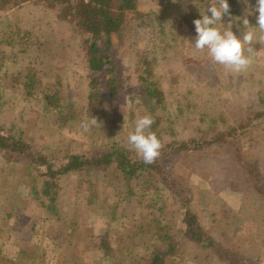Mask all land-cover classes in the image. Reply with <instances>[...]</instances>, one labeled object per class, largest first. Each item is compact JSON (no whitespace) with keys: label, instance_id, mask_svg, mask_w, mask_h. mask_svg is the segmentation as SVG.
Listing matches in <instances>:
<instances>
[{"label":"rangeland","instance_id":"rangeland-1","mask_svg":"<svg viewBox=\"0 0 264 264\" xmlns=\"http://www.w3.org/2000/svg\"><path fill=\"white\" fill-rule=\"evenodd\" d=\"M32 2L33 0L28 1L19 10L0 13V61L3 57L0 73L5 69L13 72L24 69L30 59L38 60L36 68L40 70L42 78L33 82V90L38 94H54L62 101L68 100L74 107L71 111L66 110L65 114L75 111L78 114L76 117L81 116L89 122L91 117L85 114L88 71L84 62L79 64L83 59L78 57L77 50L67 48L69 41L54 29L51 11L31 6ZM169 2L141 0L140 10H150L159 19L149 15L145 21H151V26L144 31L127 34L120 70L123 77L133 73L129 66L134 57L133 49L137 45L139 49L144 48L146 43L160 47L159 40L162 38L158 31L160 25H165L164 33L171 31L176 38V45L169 51V59L161 60L158 67L166 92H169L168 102L161 106L160 114L170 116L173 121L176 110L179 107L183 109V117L174 120L175 124H171L172 130L167 132L170 134L165 141L170 138L178 141L209 139L215 131L237 126L250 105L264 101V44L253 45L257 53L247 71L230 72L214 63L207 55V50L199 52L193 45L196 37L193 21L201 19V14L211 15L204 10L207 11L212 0ZM251 4L250 0L242 2L246 15L253 14ZM161 11L167 13L166 17L169 15L168 20ZM257 16L258 13L255 21ZM255 24L257 27V22ZM12 26L35 32L33 36L36 44L33 48L39 50L36 56L32 50L24 55L17 46H9L5 30ZM59 77L61 78L58 79ZM133 78L127 79L126 87L116 99L120 109L128 113L127 118L122 116L123 131L119 132L118 140L133 156L139 157L128 144V135L135 127L131 110L138 88ZM16 86L18 85L11 78L0 80V120L6 127L15 123L21 129L24 139L36 150L48 155H58L55 156V161L61 160V154L66 151H106L107 139L111 132H117L118 123L112 119L117 112L110 110L109 101L104 99V112L95 117L101 125L91 126L88 132L83 128L73 131L58 127L56 119L45 113L42 99H25L15 92ZM188 91L194 92V95H189L187 102L182 100V104H179L180 96ZM170 93L174 95L171 96ZM202 112L207 114L203 122L199 121ZM212 119L215 120L214 132L208 130ZM243 142L242 152L259 169L261 184L264 186V124L261 130L249 131ZM166 164L169 175L191 197V209L207 234L220 242L221 248H231L242 253L246 257V264H264V246L259 242L261 239L264 241V200L254 193L252 179L235 160L231 146L219 145L183 153L171 157ZM25 167L24 162L5 164L0 160V264L16 263L21 249L27 251L31 264H124L128 260L126 250V253H119L121 258L114 256L108 262L98 250L105 232L109 233L111 247L119 251L124 243H129L126 236L133 231L138 233L140 229L142 237L155 238L159 222L167 225L174 235L181 263L225 264L213 248L203 251L190 244L184 236L178 200L166 193L157 180H151L149 184H153V188L157 186L158 190L153 189L152 185H148L150 189L145 190L141 182L133 183L136 192L132 190L135 194L126 202L122 194L129 188L123 187V182L115 179L113 172H102L98 175L101 198L97 202L92 195V185L90 184L87 192L86 180L81 175L70 174L60 178L59 187L55 190L63 220L58 224L50 220L53 217H48L44 210L45 213L42 214L37 203L30 199L32 179L23 176ZM102 199L107 200L106 209L104 206L98 208ZM162 199H167L168 207L164 209L158 208ZM154 203L157 207L150 208V204ZM18 219L22 220V224L17 223ZM13 225H17V228ZM32 225H35L33 233H27ZM253 234L260 238H254ZM35 247L38 249L35 250ZM32 260L37 262L32 263Z\"/></svg>","mask_w":264,"mask_h":264},{"label":"trees","instance_id":"trees-1","mask_svg":"<svg viewBox=\"0 0 264 264\" xmlns=\"http://www.w3.org/2000/svg\"><path fill=\"white\" fill-rule=\"evenodd\" d=\"M28 1L30 0H0V13L5 14V12L19 10L27 5ZM164 1L168 3L170 0ZM244 1L228 0L231 19L225 16L224 21L218 22V27H220L221 31L227 30L228 24L231 23V30L234 34L238 37L242 36L245 31L242 19L246 15L245 12H247L244 11L246 9L242 5ZM250 1L253 6L251 9L253 14L247 15V18L250 26L255 27V16L257 13L254 8L256 7V0ZM140 4L141 0H33L31 6L43 7L51 11L54 19V29L60 32L61 37L69 41L67 48L77 50L76 54L83 59L79 64L84 62L89 79L88 93L85 100V114H89L90 117L101 115L104 112V101H109L110 110L117 112L112 117L113 120L118 121L116 125L117 132H111L106 143L107 149L104 152L94 151L88 153L85 151L78 153L66 151L61 154V160L55 161V156L58 155H48L44 151L36 150L24 139L21 129L15 123L11 124L10 127H6L2 125L0 120V160L5 164L22 162L26 164V171L23 176L32 179L30 199L37 203V208L40 209L42 214L46 212L48 217H53L49 219L58 224L63 220L60 217L61 212L57 205L59 204L58 195L55 190L59 187L58 181L60 178L63 179V177L70 174L81 175V178L86 180L85 184L87 186L85 190L87 192L90 189V184L92 185V195L97 202H100L99 198H101L99 196L98 182L100 178L98 175L102 172H113L116 176L115 179L123 182V187L127 186L129 188L128 190L125 189L122 194L126 202L136 192L132 185L133 183L141 182L144 189L147 190L150 189L148 185H152L153 188V184H149V182L157 180L166 193L178 200L179 203H175L178 204V209H180L184 236L192 246L194 245L203 251L213 248L225 264H246V257L242 253L235 252L231 248H221L220 242L207 234L198 217L191 209V197L169 175L166 162L173 156H180L191 151L205 150L219 145L231 146L235 160L241 164L252 179L254 193L264 200V186L261 184L260 171L247 160L242 152V144L246 140L247 135H249V131L261 130V126L264 124V101L250 105L245 117L235 127L221 130L217 128L219 131L214 132L215 120L212 119L208 130H212L214 133L209 139L192 138L188 141H178L170 138V140L165 141V138L169 137L168 134H170L167 132L172 130L171 124H175L174 120L177 121L183 117V109L181 107L174 113L173 121L170 116L166 117L160 114L161 106L168 102V91L166 92L163 80L158 73V67L161 60L169 59L168 53L176 45L174 34H171V31L165 34L163 30H166V26L160 25L161 27L158 31V35L162 38L159 40L160 47L157 45L153 47L154 45L150 46L146 43L144 48L139 49L137 45L138 47L136 46L135 49L132 48L134 50L133 59L129 60V67L133 73L123 77L124 74L120 70L123 59L122 50H124L127 34L144 31L148 26H151V21H145V18L149 15L152 18H156V20L159 19V16L150 10L148 12L141 11ZM164 11H161V13L165 16L167 13ZM166 18L168 20L169 15ZM236 18L240 19L237 20ZM34 33L30 29L24 30L17 26H12L5 30V35L8 38L6 39L10 47L17 46L24 55L32 50L33 55L36 56L39 50L33 48L36 44ZM2 62L3 57L0 64ZM37 63L39 64L38 60L30 59L27 66L24 65V69L14 72L5 69L0 73V80L11 78V81L18 85L15 92L22 95L25 99H42L45 103V113H49L54 117L57 126L61 129L68 128L76 131L78 128H82V123L86 121L81 116L79 118L78 116L76 117L78 114L75 111L65 114L66 110L71 111L74 107L68 100L62 101L54 94H38L33 90V82L38 78H42L40 70L36 68ZM40 63L42 64L43 62L40 61ZM130 77H134L133 79L138 84L137 97L133 100L134 107L131 110L133 124L138 118L150 114L155 121L151 131L156 133L164 145L160 157L151 165L145 164L141 157L133 156L126 146L118 140L120 133L123 131L122 116L127 118L128 113L120 109V104L116 99L120 97L122 90L126 87V81ZM170 94L171 96L174 95L173 93ZM189 95H194V92L188 91L186 94H182L180 99H178L179 104H182V100L187 102ZM189 105L187 107L191 108ZM206 115V113L202 112L199 121L203 122ZM219 115L224 117L221 113ZM173 135L176 137L175 133ZM153 189H157V186ZM119 190L121 189L119 188ZM132 190L135 192L133 193ZM166 202L167 199H162L158 208L164 209L168 207ZM106 203L107 200L101 201L98 208L101 209L104 206L106 209ZM155 204H150V208L157 207ZM262 206H264V203ZM111 209L113 210V207ZM17 221V223L22 224L21 219ZM13 226L17 228V225ZM34 228L35 225L30 226L27 233L30 232L32 234ZM108 234L105 232L104 238L98 244V250L103 253V257L107 262L114 256L121 258L119 253L123 251L126 253L127 251L128 260H125L126 263L122 261L124 264H184L180 261V250L174 240V235L167 225L160 222L155 238L142 237L140 229L138 233L133 231L129 233L130 236H126L129 243H124L119 251L117 250L118 252L111 247ZM252 236L257 239L260 238V236L257 237L254 234ZM252 236L250 237L252 238ZM259 242L264 246L263 239ZM22 261L25 262L22 263ZM15 262L14 264H31V258L27 255L26 250L21 249Z\"/></svg>","mask_w":264,"mask_h":264},{"label":"clouds","instance_id":"clouds-1","mask_svg":"<svg viewBox=\"0 0 264 264\" xmlns=\"http://www.w3.org/2000/svg\"><path fill=\"white\" fill-rule=\"evenodd\" d=\"M211 16L201 14V19H195V42L194 48L199 52L207 50L211 60L223 66L233 73L247 71L253 64L255 43L264 44V0H256L254 11L258 13L256 18L257 27H251L247 15L242 19L245 31L238 37L231 30L229 23L227 30L221 31L218 22L224 21L225 16L231 19V11L228 0H212L208 9ZM251 13H248L250 15ZM239 20L240 18H236ZM155 123L150 114L138 118L135 122L134 131L128 135V144L147 165L154 164L161 155L164 145L151 131ZM101 125L97 118L91 117L89 122L82 123L81 127L88 132L93 125Z\"/></svg>","mask_w":264,"mask_h":264},{"label":"crops","instance_id":"crops-1","mask_svg":"<svg viewBox=\"0 0 264 264\" xmlns=\"http://www.w3.org/2000/svg\"><path fill=\"white\" fill-rule=\"evenodd\" d=\"M34 248V247H33ZM38 249V247H35V250H37ZM63 250V249H62ZM65 260V259H64ZM37 262V261H36ZM34 260H32V263H36ZM61 264H70L69 262L68 263H66V262H64V263H62L61 262Z\"/></svg>","mask_w":264,"mask_h":264}]
</instances>
